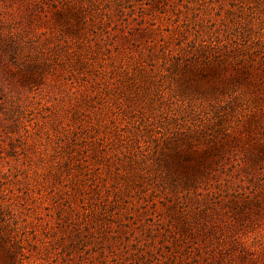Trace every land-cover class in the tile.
<instances>
[{
    "label": "rangeland",
    "instance_id": "rangeland-1",
    "mask_svg": "<svg viewBox=\"0 0 264 264\" xmlns=\"http://www.w3.org/2000/svg\"><path fill=\"white\" fill-rule=\"evenodd\" d=\"M262 93L264 0H0V264H264Z\"/></svg>",
    "mask_w": 264,
    "mask_h": 264
},
{
    "label": "trees",
    "instance_id": "trees-1",
    "mask_svg": "<svg viewBox=\"0 0 264 264\" xmlns=\"http://www.w3.org/2000/svg\"><path fill=\"white\" fill-rule=\"evenodd\" d=\"M209 62V61H207ZM221 63H216L214 65L205 64L203 66H189L185 71L187 74H190L191 77H193V80H196V76H203L207 75L206 70L207 66L209 67V76L210 77H217L219 80L217 81L222 82V84L225 82V80L228 78H231L232 76H235V74L243 73L247 76L248 82L254 83L258 82L259 84H263V81L260 78V73L257 66H254L253 64L245 65V70L241 68H236L235 65L228 66V65H220ZM231 69V70H229ZM201 74V75H200ZM188 75V76H190ZM259 99L264 98V93L261 94V96L258 97ZM261 110V108H258ZM264 138V128L262 130L261 134Z\"/></svg>",
    "mask_w": 264,
    "mask_h": 264
}]
</instances>
